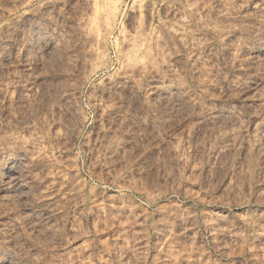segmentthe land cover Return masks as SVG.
Segmentation results:
<instances>
[{"label":"rangeland","instance_id":"374dc122","mask_svg":"<svg viewBox=\"0 0 264 264\" xmlns=\"http://www.w3.org/2000/svg\"><path fill=\"white\" fill-rule=\"evenodd\" d=\"M0 264H264V0H0Z\"/></svg>","mask_w":264,"mask_h":264},{"label":"bare ground","instance_id":"6f19581e","mask_svg":"<svg viewBox=\"0 0 264 264\" xmlns=\"http://www.w3.org/2000/svg\"><path fill=\"white\" fill-rule=\"evenodd\" d=\"M113 6H115V5H113ZM108 9V8H107ZM112 9V8H111ZM110 9V10H111ZM110 10L108 11L109 13H110ZM113 12H115V10L113 11ZM111 15H112V13H111ZM113 16V15H112ZM114 17V16H113ZM113 19V18H112ZM109 26V25H108ZM13 166V165H12ZM11 176V175H10ZM17 176V175H16ZM11 178H12V176H11ZM6 179V178H5ZM8 180V184L10 185V188H18V180L17 179H15V178H13V179H9V178H7ZM17 191V190H16ZM15 192V191H14Z\"/></svg>","mask_w":264,"mask_h":264}]
</instances>
